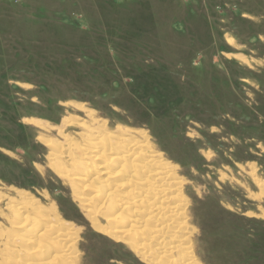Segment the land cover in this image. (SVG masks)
<instances>
[{
    "label": "rangeland",
    "instance_id": "1",
    "mask_svg": "<svg viewBox=\"0 0 264 264\" xmlns=\"http://www.w3.org/2000/svg\"><path fill=\"white\" fill-rule=\"evenodd\" d=\"M92 119L144 132L177 168L197 264H264V0H0V196L56 205L77 264H147L52 171ZM21 215L20 236L36 221Z\"/></svg>",
    "mask_w": 264,
    "mask_h": 264
},
{
    "label": "bare ground",
    "instance_id": "2",
    "mask_svg": "<svg viewBox=\"0 0 264 264\" xmlns=\"http://www.w3.org/2000/svg\"><path fill=\"white\" fill-rule=\"evenodd\" d=\"M75 108L90 113L83 106ZM92 122L83 137L87 139L84 146L68 141L60 146L61 152H50L49 157L52 171L70 186L85 218L97 233L126 245L147 264H197L189 246L187 203L177 168L162 158L144 132L116 125L113 133L117 135L112 136L100 132L101 121ZM32 125L42 128L34 121ZM59 159L68 161L77 175L56 167ZM255 180L258 187L263 186ZM1 200L6 198L0 196ZM17 200H6L8 209L18 208L13 209L11 231H0V264H77L80 230L60 218L54 204L40 206L31 196ZM24 211L36 221L29 233L20 236L12 230L31 221L21 215Z\"/></svg>",
    "mask_w": 264,
    "mask_h": 264
}]
</instances>
